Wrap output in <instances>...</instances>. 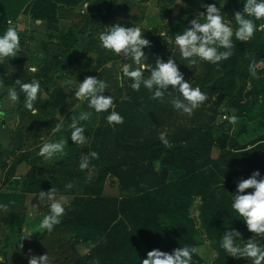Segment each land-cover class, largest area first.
Segmentation results:
<instances>
[{"label":"trees","instance_id":"16d2710c","mask_svg":"<svg viewBox=\"0 0 264 264\" xmlns=\"http://www.w3.org/2000/svg\"><path fill=\"white\" fill-rule=\"evenodd\" d=\"M80 2L82 0H0V34L6 30L8 21L15 20L24 12L32 19L51 25L55 32L53 36L61 47L73 50L67 60L47 58L32 75L12 69L22 61L21 58L5 60L0 63V79L5 87L15 86L17 79L22 82H30L33 78L40 80L46 97L39 102L33 118L46 133H50L59 123L58 110L71 96L69 81L79 83L88 76L100 79L101 72H104L110 95L115 97L110 111L118 112L124 122L111 125L106 121L108 113L90 114L85 124L86 143L80 146L77 154L62 159L56 165H46L38 157L31 159L30 153L22 151L16 161L29 163L30 171L21 180H14L16 188L25 193L55 189L56 194L72 196L71 210L67 211L72 220L67 224L73 225L76 236H80L74 243H96L98 236L101 240L99 264H141L147 252L154 248L170 253L180 246L196 247L201 234L191 210L195 199L199 198L201 229L216 254L215 264H235L234 259L220 248V240L229 229L241 233L238 242H244L253 235L233 212L231 203L239 180L248 178L256 170L264 175V134L250 144L239 145L232 140L230 148L218 159L210 160L208 168L196 169L191 157L209 155L207 152L214 140L212 131L217 128L214 122L219 114L214 111L210 122L201 128L208 133L190 141L189 146L187 140L178 147L171 140V147H164L159 139L162 122H147L143 115L135 112L140 105L137 92L144 93L146 89L126 92L128 86L122 87L112 65L111 52L99 46L97 36L101 26L94 24L83 29L82 25L79 28L84 15L76 16L79 24L75 29L61 30L56 26L59 6L73 8ZM69 10L73 12V9ZM233 43L229 59L212 65L210 79H202L199 88L201 91L206 88L207 91L228 92L225 95L228 106L233 107L239 117L244 118L245 114L255 120L264 115V75L252 71V67L262 54L264 43H260L258 31L247 42ZM251 75H255L260 83L257 84L255 98L247 104L242 102V91ZM3 91L4 88H0V96ZM23 99V94H20V116L25 115ZM33 132L29 130V134L34 135ZM209 134L210 138H207ZM21 145L22 139L20 148ZM198 145L202 148L199 149ZM93 151L99 154V158L91 159L89 168L80 171L82 156ZM153 160L160 162V174L152 171ZM15 165L12 161L8 167L10 176L14 175ZM149 171L156 174L151 188L142 181ZM169 175L175 179L168 181ZM108 177L118 179L119 190L124 195H103L102 185ZM76 180L83 186L80 194L78 190L67 187ZM20 251L19 247L5 251V264H28L19 260ZM193 262L200 263L198 255L193 256Z\"/></svg>","mask_w":264,"mask_h":264},{"label":"rangeland","instance_id":"374dc122","mask_svg":"<svg viewBox=\"0 0 264 264\" xmlns=\"http://www.w3.org/2000/svg\"><path fill=\"white\" fill-rule=\"evenodd\" d=\"M100 3L99 11L102 12L105 10L107 12L108 18L105 24L106 26L120 23L125 27L141 28L144 37L150 41V47L144 49L148 57L146 63L154 65L155 59L157 58L166 61L168 58L172 57L175 59L178 69L183 74L185 80L189 81L190 85L193 87H200L203 80L210 79L211 66L213 64L205 61H198L195 65H191L188 61L182 59L177 46L174 44L175 35L188 27L191 19L194 18L198 12L204 11L202 5L208 3H216V6L221 9L224 21L235 29L237 25L234 20V13L242 11L244 0H212L209 2L200 0H100ZM78 15H81L80 10H77V13H73L70 17L71 23L69 28L75 29L76 25L79 24V21H77L79 17H76ZM261 23L262 21H258L257 25L259 26ZM105 27H101L100 32L104 31ZM258 33L260 43H264V31H258ZM161 34H163V36ZM233 42L241 41L234 39ZM111 57L114 70L117 72L118 79L121 81V66L123 63L131 64V60H124L122 56H116L112 52ZM35 62L34 60L30 62L27 56H25L24 62L20 66H13L12 69L26 71L28 75H32L28 69L32 66L36 67L37 62ZM252 71H258L264 75V49H262V54L252 67ZM147 75L148 73L145 72V76ZM99 77L109 87L104 72H101ZM245 83L246 87L242 91V102L249 104L255 98L256 92L258 91L257 84H259L260 81L255 75H251ZM70 84H72V98L58 110L57 116L59 119H61L63 114L68 110H70V113H75V115L78 114V108L82 107V102L77 101L74 97V92L77 88L75 82L71 80ZM121 84L124 88L125 85L128 86L125 88L126 92L132 90L130 87L131 81L127 78H124ZM3 88L4 91L0 96V113H3V115H0V120L4 119L14 123V119L19 113L20 105L19 102L15 105L11 104L6 96L8 87L3 86ZM141 89L144 88L141 87ZM169 92H171V95L166 93L163 101L159 103H156V101L151 98V93L147 89L144 93L137 92L138 99H136L140 105L135 112L139 115H143L147 122L161 121V133L168 135V141L173 140L176 147L181 146L184 140L188 141L187 146H189L190 141L198 139V137H202L208 133L209 131H201L202 125L210 122L211 116L215 115L214 111L219 112V114L215 116L214 124L217 128L212 131L214 140L210 151L207 152L209 155L202 157L200 155L192 156L191 153H188V155L190 154L192 156L191 158L196 169L208 168L212 160L218 159L224 151L230 148L232 140L239 145H243L244 143L250 144L253 140L264 134V115L255 120H251V117L245 114L243 116L244 118L239 117L238 112L233 109V107L228 106V98L225 96L228 92L223 90L213 92V90L207 91V89L204 88L202 92L206 95L207 99L200 107L195 109L190 116L178 112L173 108L170 101L177 93L172 92L171 89H169ZM104 95H110L109 88L105 90ZM114 98L115 97H113V99ZM34 107L36 106L34 105ZM86 109L89 112L93 111L89 106H87ZM24 113L25 120L23 123H20V132L21 134L23 132L22 137L27 136L26 128L28 125H30V129H27L36 131V133L34 134L33 132L35 135L34 137L22 140V149L28 150L32 148V151L28 152L30 153L29 157H31V159L38 157L41 160V157L37 155L40 146L36 145L41 142L37 134L44 133L45 130H43L39 123L34 121L33 114L27 110H24ZM233 115L237 117L234 124L229 123L226 118ZM63 133L61 132L60 137L57 136L55 141L64 139L65 136H63ZM44 136L46 138L47 134H43V137ZM207 138H210V134ZM34 142L35 144L33 145ZM197 147H199V145ZM19 153L20 152H13L10 154L13 158V162L20 167L24 166L27 168L29 163H25V161L17 163L18 161H16V159L20 155ZM6 160L7 156H2L0 153V164L7 163L9 165L10 161L7 162ZM17 165L14 166V171H12L13 174L16 173ZM152 167L153 172L160 174L161 167L159 161L153 160ZM23 171L24 170L22 169L21 171L20 168L18 173ZM29 171L30 169L28 172ZM152 171H149V174L142 178L147 188H151L154 185V177L156 174ZM88 174H90V172H88ZM4 178H6V181H3ZM10 178L11 176L7 173L6 167L4 168L0 165V188L5 190H13L16 188L13 186L12 182H8ZM174 179L175 176L172 175L167 177L168 181ZM70 185L75 190H78L79 194L82 192L83 186L79 180L72 182ZM102 193L105 196L114 197H121L124 195V193L119 190V182L116 177L106 178L102 185ZM72 199L73 197L70 199L69 204L65 206L66 211L61 218V223L56 225L52 232L49 233L46 230H36L28 239L19 240L22 229L27 228L29 231L38 229L39 221L43 218V215L48 213L47 209L46 211H40V215L30 218L31 220H25L21 216L17 217L14 213H9L3 218L0 217V256H3L5 251L19 247L21 250L19 257L20 261L28 262L32 256L47 255L48 264H99L101 240L98 236H96V243H74L76 241L75 238L78 239L80 236H76L77 232L74 231L73 225L67 224V221L72 220V217L68 216L67 212L71 210ZM194 203V207L191 210L192 217L196 228L201 234L197 238L198 244L196 246L201 250L200 255H198L200 259L199 264H215V260L217 259L216 254L204 231L201 229V219L199 218L198 211V206L200 204L199 198H196ZM21 242L23 243L21 244L22 247L20 246ZM260 242L264 243V240ZM233 259L235 264H246L243 258ZM248 264H250V262H248Z\"/></svg>","mask_w":264,"mask_h":264},{"label":"clouds","instance_id":"9594fccd","mask_svg":"<svg viewBox=\"0 0 264 264\" xmlns=\"http://www.w3.org/2000/svg\"><path fill=\"white\" fill-rule=\"evenodd\" d=\"M83 7L87 9L88 4H84ZM202 7L204 11L198 12L191 19L189 26L174 37V44L181 58L191 65H195L198 61L218 65L232 55L234 39L247 42L255 32L264 31V0H244L242 11L234 13L237 25L235 29L224 21L221 9L216 6V3L204 4ZM256 21H262V23L258 26ZM7 24L6 30L0 34V63L17 57L21 51V40L17 28L11 21ZM97 39L102 49L116 56H122L124 60H131V64L123 63L120 71L121 82L127 78L131 81L130 87L133 91H139L143 87L151 93L152 99L163 101L166 93L171 95L169 92L171 89L172 92L177 93L170 101L173 108L189 116L207 99L199 87H193L189 81L185 80L174 58L170 57L166 61L157 58L154 65L146 63L148 57L144 49L150 47V41L144 37L140 27H125L115 23L105 27V30L98 34ZM37 70L35 66L28 69L31 73H36ZM145 72L148 73L147 76ZM0 88H3L2 84ZM107 88L108 85L103 80L88 76L79 82L74 97L80 102L87 101L88 106L96 113H108L106 116L108 124L120 125L124 122V118L118 112L110 111L113 108L114 99L111 95H104ZM20 94L24 97V109L35 115L38 108L34 105L42 95L40 80L33 78L30 82H22L17 79L15 86L8 87L6 90L8 101L13 105L19 102ZM226 118L233 124L237 119L234 115ZM71 128L70 141L76 145H84L87 139L85 128L77 126L75 122L71 124ZM61 130L62 124L58 123L52 128V134L60 133ZM159 139L165 147H171L164 133L160 134ZM67 143L68 141L64 139L46 140L39 147L37 155L44 160H51L64 154ZM98 158L99 154L94 151L82 156L79 170L88 169L90 160ZM249 189L251 191H246ZM37 196L40 206L47 205L48 213L39 221L38 229L29 231L23 228L19 240L30 238L36 230L52 232L54 227L61 223V218L65 214L66 201L62 196L57 199L55 189L48 192L40 191ZM231 208L253 235L243 243H239L241 233L235 229H229L221 237L220 248L229 257L243 258L246 264L248 262L264 264V243L260 242L264 240V175L259 170L236 183ZM28 216L32 218L33 212H29ZM200 252L201 250L197 247L188 245L174 248L170 253L154 248L147 252L141 264H194L193 256L200 255ZM0 264H5L4 256H0ZM28 264H48V256H32Z\"/></svg>","mask_w":264,"mask_h":264},{"label":"crops","instance_id":"0c3cea01","mask_svg":"<svg viewBox=\"0 0 264 264\" xmlns=\"http://www.w3.org/2000/svg\"><path fill=\"white\" fill-rule=\"evenodd\" d=\"M84 4H88L87 9H84L83 7ZM100 4H101L100 0H82V2H80L77 6L73 8L60 5L61 7L59 6V11L57 12L59 18L56 26L61 30L62 28L67 30L70 27V23H71L70 17L72 16V13H77V10H80V14L84 15V21L82 22L81 20V24L79 25V28L83 25L82 28L86 29L87 26L92 27L94 24H99V26L105 27L108 18L106 14L107 12L105 10L102 12L99 11ZM69 9H73V12H71ZM61 11H62V15H61ZM11 22L13 26L17 28L21 40V51L16 58H21L22 61L19 64H16L17 66H20L24 62L25 56H27L30 62H32V60H34V62L35 61L37 62L36 65L37 69L39 66L42 65L44 61H46L47 58L59 57L63 60H67L69 57L72 56L73 50L70 48L61 47L59 40L53 36L55 32L52 29V26L49 25L47 22L39 19H32L28 13H24V12H21L17 16V18ZM72 81L75 82V86L78 88L79 83H77L75 80ZM0 82L3 85L1 79ZM6 87H11V86H6ZM70 88H72V84H70ZM45 97H46L45 93L42 91V95L39 97L38 102L35 105L36 108H38L39 102ZM71 98H72V89H71V96L69 99ZM69 99H67V101ZM67 101H65L63 106L66 104ZM87 106H88V102L83 101L82 107L78 108V114L75 115V113L74 114L72 112L70 113V110H68L65 114H63V117L61 119H59L58 117L59 123L62 124L61 132L62 133L64 132L63 133V136H65L64 140L68 141V143L65 146L63 155H58L51 160H44L41 157V161L44 164L56 165L62 159L77 154L79 152L80 145L73 144L70 141V136L72 131L71 124L75 122L77 126L85 128V124L87 122L88 116L92 113H95L94 110L89 112L86 109ZM24 120H25V116H20L19 113L17 114V117L14 119V123H12V121L4 120V119L0 120V153L2 154V156L5 155L7 156V160H6L7 162L10 161L9 165L7 163L4 164L1 163L0 165L1 167L4 168L6 167L7 170L13 161V158L10 154H12L13 152L21 153L22 151L24 152L32 151V148L28 150H24L22 149V147L20 148V139L24 140L25 138L34 137V135L29 134V130L27 129V128L30 129V125H28V127L26 128L27 136L22 137L23 132L22 134L20 132L21 130L20 123H23ZM34 133H36V131ZM60 133L53 135L52 132L46 133L44 131V133L37 134L41 142L38 143L36 146H41V144L46 140L55 141L57 136L60 137ZM43 134L45 135L47 134L46 138L45 136L43 137ZM21 146H23V144ZM17 166L18 167L16 173H14V175H12L10 180L8 181V182H12L14 187H16L14 180H21L23 176L26 175L28 173V170L30 169L29 165L27 168H25L24 166L22 167H20L19 165ZM20 168L21 171L22 169L24 171L18 173V170ZM3 181H6L5 178ZM37 195L38 193L22 192L20 188L19 189L14 188L13 190H5L0 188V217L3 218L9 213L10 214L14 213L16 214L17 217L21 216L25 220L27 219L31 220L28 216L29 212H33L32 217L39 216L40 211H44V210L46 211V209L48 210V208L47 205L44 206L39 205ZM61 196L64 197V200L66 201L65 206H67L72 196L64 195V194H56L57 199H59Z\"/></svg>","mask_w":264,"mask_h":264}]
</instances>
